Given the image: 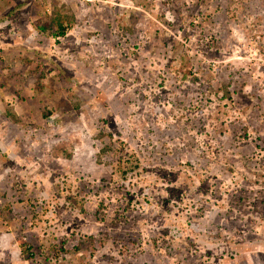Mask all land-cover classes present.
Segmentation results:
<instances>
[{
  "label": "rangeland",
  "instance_id": "obj_1",
  "mask_svg": "<svg viewBox=\"0 0 264 264\" xmlns=\"http://www.w3.org/2000/svg\"><path fill=\"white\" fill-rule=\"evenodd\" d=\"M0 26V264H264V0H0Z\"/></svg>",
  "mask_w": 264,
  "mask_h": 264
},
{
  "label": "trees",
  "instance_id": "obj_2",
  "mask_svg": "<svg viewBox=\"0 0 264 264\" xmlns=\"http://www.w3.org/2000/svg\"><path fill=\"white\" fill-rule=\"evenodd\" d=\"M47 22H49V23H45L43 26H41L42 29L50 28L51 30L54 31V33H55V35H57V37L64 36L66 34V28L64 26V22L61 21L60 17L51 16L50 20L47 21ZM55 26H57V29L55 28ZM119 157H120V160L124 159L123 154H120ZM122 169L123 168H121L120 171H122ZM194 179H195V182L198 181V185H199L200 188H204V187L210 185L209 178L206 177V176L201 177L200 174H199L198 178H196L194 176ZM210 189H211V187H210ZM212 192H213V190H212ZM24 245H25L24 253L30 255L29 257L33 258L34 257V252L31 250L32 246L27 244V243H24ZM57 251L61 252L62 248L61 249H57Z\"/></svg>",
  "mask_w": 264,
  "mask_h": 264
},
{
  "label": "crops",
  "instance_id": "obj_3",
  "mask_svg": "<svg viewBox=\"0 0 264 264\" xmlns=\"http://www.w3.org/2000/svg\"><path fill=\"white\" fill-rule=\"evenodd\" d=\"M0 27L2 28V26H0ZM0 33H1V34H4V32H3L2 30H0Z\"/></svg>",
  "mask_w": 264,
  "mask_h": 264
}]
</instances>
